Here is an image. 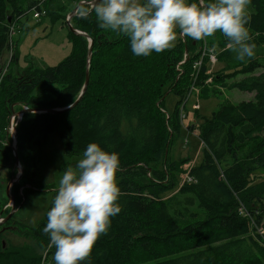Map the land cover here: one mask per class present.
Returning a JSON list of instances; mask_svg holds the SVG:
<instances>
[{
  "label": "trees",
  "instance_id": "16d2710c",
  "mask_svg": "<svg viewBox=\"0 0 264 264\" xmlns=\"http://www.w3.org/2000/svg\"><path fill=\"white\" fill-rule=\"evenodd\" d=\"M80 1L0 0V58L12 51L9 62L0 65L1 157L8 159L7 154L14 152L6 136L14 112L24 106L70 105L83 89L87 69L90 72L85 93L70 110L22 115L17 124L23 163L18 187L24 191L29 185L26 177L38 172L50 134H59L69 157L97 142L104 150L120 154L116 182L121 189L117 200L121 212L110 218L109 230L96 241L89 261L80 264H264V71L255 72L261 60L248 59L237 70L227 64V70L208 72L213 51L217 62L233 59L228 40L191 38L186 42L180 32L172 48L138 57L130 38L101 28L94 12L81 17L80 10L89 6L82 4L71 22L94 39L91 60L88 37L68 26L74 43L68 56L53 66L30 64L15 72L12 65L19 51L11 28L17 21L39 9L62 17L67 24L68 14ZM247 14L250 43L259 53L264 45V0H251ZM172 72L176 82L174 77L166 79ZM150 80L153 90L145 85ZM168 85L179 94L173 112L166 106ZM233 88L254 96L222 102L211 116L203 117L201 159L185 168L192 159L175 158L172 147L176 134L187 131L186 127L194 131L187 123L190 109L185 100L200 101ZM58 188L50 189L53 197L44 218L25 233L44 253L31 252L29 245L4 247L0 235V264H55L56 249L49 247L43 229ZM13 196L19 206L17 194ZM5 199L6 206L10 198ZM5 223L14 229L12 218Z\"/></svg>",
  "mask_w": 264,
  "mask_h": 264
},
{
  "label": "clouds",
  "instance_id": "9594fccd",
  "mask_svg": "<svg viewBox=\"0 0 264 264\" xmlns=\"http://www.w3.org/2000/svg\"><path fill=\"white\" fill-rule=\"evenodd\" d=\"M251 0H90L80 10L86 18L94 12L101 28L130 38L135 56L147 57L174 46L177 28L184 37L204 40L217 32L228 40V47L243 61L254 58L256 45L250 43ZM111 147V146H109ZM120 154L104 150L99 143L86 147L76 170L67 168L47 213L43 232L49 247L54 246L55 264L89 261L102 234H107L110 218L121 212L117 203L121 189L116 182Z\"/></svg>",
  "mask_w": 264,
  "mask_h": 264
},
{
  "label": "rangeland",
  "instance_id": "374dc122",
  "mask_svg": "<svg viewBox=\"0 0 264 264\" xmlns=\"http://www.w3.org/2000/svg\"><path fill=\"white\" fill-rule=\"evenodd\" d=\"M142 1L143 0H141V3ZM188 2L190 3V0H188ZM33 13L34 11H30L29 14L22 16L15 26L16 31L13 37L14 41L17 42V49L19 51L18 61L12 65L15 72L23 70L30 64H34L38 67L56 65L74 49V43L70 39L68 25L64 22L62 17L53 14H44L39 19H36ZM179 32L180 30L177 28L178 35L174 45H176L178 41ZM207 38L208 41L214 39L216 43H219L221 39H227L220 32ZM187 39L188 41L186 42H189L191 38L186 37L185 40ZM7 51H5L2 58H0L1 67L5 66L12 57L11 49ZM213 52L216 53L215 51ZM254 58L259 61L261 60L260 62L262 63L261 67L257 68L255 72L264 71V45L260 47L259 53H256V51L254 52ZM248 59L249 58L246 57L243 61H240L236 58L235 53L233 59H225V62L216 61L209 69L211 71H224V69L227 70L226 67L227 64H229V68L237 70L241 68L240 63H245ZM240 75L241 74H237L236 77ZM173 77L176 82L177 75H174V72H172L169 77H166V79L168 80ZM164 81L165 80H163L162 83ZM152 82V80L145 82V85L151 90L154 89V84H152ZM169 88V85L165 87V91H167L166 106L173 112L179 100V94L174 90L171 91ZM253 96V92L243 91L238 88L227 89L222 94L214 95L209 98H201L199 101L200 108L198 113L192 110V103L195 100L191 99L187 103V108L190 109L187 123L190 125L191 130L194 131L192 132L186 127L187 131L183 129L179 134L175 135L174 144L172 146L174 157H190L192 160L184 166L187 169L190 168L191 165L197 163L198 159H201L202 156L201 147L203 146V141L199 135V127L203 121V117L211 116L213 111L217 110L222 102L236 103L242 100L252 99ZM182 106H184V103ZM24 108L27 107L24 106ZM16 121L17 118L13 119L12 117L10 122V127L13 125L15 132L12 133L9 131V127L6 133L7 140L9 138L12 140V147L15 139L17 140V124L19 120L17 124ZM42 152L41 167L38 169V172L33 173V178L29 179L26 177V182L29 180L27 188L23 191V188L20 189L16 182H14L9 189L10 195L16 193L17 201L21 202L19 206H16L17 210L11 217L13 222L11 224H15L14 229H8V224L6 225L5 222L0 225V235L4 237L2 239L5 243L3 244L4 247H12V245H29L31 247V252L44 253L31 236L25 234L27 233L26 230H31L33 226L38 225L44 218L53 197V193L50 189L59 187V181L64 171L67 168L76 170L77 163L83 158V153L73 157L67 156L65 154L64 144L57 132L49 135V140L43 147ZM7 156L8 159H5L4 156H0V219L5 217L13 208L11 200L5 206L7 201L5 198L9 196L7 193V186L11 177L14 175L13 178L16 179L18 173L21 171L23 172L22 161H20V167H15L14 152L12 151L10 154H7ZM30 160L32 161V157H30ZM182 170L185 171L183 168ZM179 176H182V174H178V177ZM184 176L187 177L188 173L186 172ZM171 193L172 191L168 194ZM2 229L4 230L2 231Z\"/></svg>",
  "mask_w": 264,
  "mask_h": 264
},
{
  "label": "water",
  "instance_id": "95a60500",
  "mask_svg": "<svg viewBox=\"0 0 264 264\" xmlns=\"http://www.w3.org/2000/svg\"><path fill=\"white\" fill-rule=\"evenodd\" d=\"M82 4H90V0H82V1H80L72 9V11L67 16V24H68V26L71 28V30L74 33L81 34V35H84V36H87L88 37V39L90 41L89 49H88V61H90L91 60V57H92V53H93L94 39L86 31H83V30H80V29L75 28L73 26L72 22H71L72 17L77 14V12L79 10V7ZM89 80H90V72H89V69H87V72H86V80H85V83H84V86H83V89H82L81 93L79 94L78 98L73 103H71L68 106H64V107H52V108H45V109L24 108V109H22V110H20L18 112H14L13 115H12V117H15V116H17L19 114H22L23 115L26 111L61 113V112H65L67 110H70L75 105H77L78 102L81 100L83 94L85 93V91L87 89V86L89 84ZM10 122H11V120H10ZM13 150H14V156H15V167H20V156H19V152H18V146H17V140L16 139H15V142L13 143ZM22 173H23L22 171L20 173H18L16 179H14L13 178L14 176H12L11 177V180H10L8 186H7V193L9 194V198L12 201L13 208H12V210L5 217H3L2 219H0V224H2L4 222H7L13 216V214L17 210V207H16V199H15V197L13 195H10L9 189L14 184V182H17L20 179ZM3 230L4 229H2V231ZM3 244H5V243L3 242Z\"/></svg>",
  "mask_w": 264,
  "mask_h": 264
},
{
  "label": "built area",
  "instance_id": "2783aa9c",
  "mask_svg": "<svg viewBox=\"0 0 264 264\" xmlns=\"http://www.w3.org/2000/svg\"><path fill=\"white\" fill-rule=\"evenodd\" d=\"M33 10H34L33 16H34L36 19H39L41 16H43L44 14H46V11H45V10H39V9H33ZM15 31H16V30H15V27H12V28H11V38H12V36L14 35ZM180 35H181V34H180ZM181 37H182L183 39H185V37H184L183 35H181ZM202 47H203V46H202ZM202 47L200 46L199 49H203ZM204 54H206L205 50H204ZM210 59H211L212 63L214 64V63L217 61V54L214 53V52H212V53L210 54ZM208 72H211V70L209 69ZM188 101H190V100H189V97L185 100V102H188ZM192 107H193V109H199V108H200V103H199V101H198V100L194 101V102L192 103ZM21 117H22V115H17V116H16L17 121L20 120ZM16 118L13 117V119H16ZM17 121H16V124H17ZM9 127H10V125H9ZM9 131H11L12 133L15 132V130H14V126H13V125L10 127ZM187 177H188V176H187Z\"/></svg>",
  "mask_w": 264,
  "mask_h": 264
},
{
  "label": "bare ground",
  "instance_id": "6f19581e",
  "mask_svg": "<svg viewBox=\"0 0 264 264\" xmlns=\"http://www.w3.org/2000/svg\"><path fill=\"white\" fill-rule=\"evenodd\" d=\"M19 115H22V114H19ZM14 130H15V128H14Z\"/></svg>",
  "mask_w": 264,
  "mask_h": 264
},
{
  "label": "crops",
  "instance_id": "0c3cea01",
  "mask_svg": "<svg viewBox=\"0 0 264 264\" xmlns=\"http://www.w3.org/2000/svg\"><path fill=\"white\" fill-rule=\"evenodd\" d=\"M26 186H28V184H26Z\"/></svg>",
  "mask_w": 264,
  "mask_h": 264
}]
</instances>
